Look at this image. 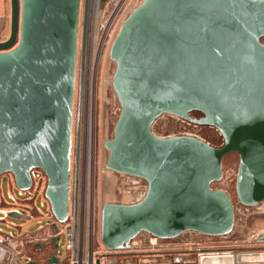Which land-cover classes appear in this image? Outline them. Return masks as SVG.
<instances>
[{
  "label": "water",
  "instance_id": "1",
  "mask_svg": "<svg viewBox=\"0 0 264 264\" xmlns=\"http://www.w3.org/2000/svg\"><path fill=\"white\" fill-rule=\"evenodd\" d=\"M90 15L91 0H10L9 35L0 41V175L7 174L22 195L36 182L32 172L44 180L42 195L53 220L47 264L59 263L57 229L69 219L72 256L79 257ZM263 36L264 0H141L125 17L109 48L120 110L103 142L104 167L143 178L147 192L136 203L102 205L104 248L130 250L142 231L159 239L187 231L230 233L232 199L212 186L223 176L228 153L238 156L237 201L247 207L264 201ZM165 113L214 127L221 145L186 134L156 135L152 124ZM8 215L28 218L14 210ZM257 241L264 243V232Z\"/></svg>",
  "mask_w": 264,
  "mask_h": 264
},
{
  "label": "rangeland",
  "instance_id": "2",
  "mask_svg": "<svg viewBox=\"0 0 264 264\" xmlns=\"http://www.w3.org/2000/svg\"><path fill=\"white\" fill-rule=\"evenodd\" d=\"M141 0H92L91 15L89 19L86 42L88 50L86 51V62L84 70V93L81 112L80 134L83 140L84 155L82 161V171L80 172L79 183L82 185V255L85 257L89 251H100L105 249L99 239L100 231V211L103 204L107 202L125 203V196L122 192L123 180L119 173L106 169L104 163L108 154L103 142L111 138L113 127L119 114V103L113 91L111 79L114 70V62L109 58V48L115 37L120 24L137 6ZM120 3V4H119ZM119 4V5H118ZM116 8V10H114ZM82 11L80 13V19ZM110 20V21H109ZM110 22V23H109ZM264 43V36L261 38ZM85 58V57H84ZM79 77V55L76 76V95L74 112V134L76 123L77 108V90ZM193 112H191L192 114ZM195 116L198 117L199 113ZM152 130L158 135H178L185 132L192 133L213 146H220L222 138L219 132L210 125H200L193 122H187L182 118L164 114L160 116L153 124ZM74 148V146H73ZM74 150V149H73ZM73 160V153H72ZM73 163V161H72ZM238 164L236 153H228L222 160V178L212 184L215 188L225 189L231 197L234 204V227L226 235L204 236L201 233L187 231L174 239L162 240L163 243L170 245H181L186 248L216 249L211 253L213 256L223 255L222 248H233L232 258L236 259L235 250L243 254V247H254L264 245L258 242L257 238L264 232V201L255 206L244 208L237 202L234 183ZM1 193L8 205L15 203V200L9 198V193L13 192L16 199H25L27 196H33V192L38 194L34 199V204L40 209V215L34 216L31 221L26 223V219L11 217L0 212L6 222L12 226L25 224L22 233H18L12 240L13 247L18 249L21 254L38 260L40 263L45 261V257L52 254L53 246L51 243L52 216L49 213V207L45 202L42 191L44 180L36 182L33 188L21 196L18 190L10 187V179L7 174H1ZM81 188V186H80ZM42 203V205H41ZM4 208V205H2ZM13 211V210H12ZM19 213L25 215L27 211L19 207ZM40 219V220H37ZM37 221H40L37 222ZM50 222V223H49ZM38 226V228H37ZM29 231V232H28ZM150 234L140 232L134 242L141 244ZM161 241V242H162ZM36 244H44L43 252L36 256L34 247ZM179 245V246H180ZM38 247V246H36ZM130 251V250H129ZM119 252H121L119 254ZM202 255H206V251ZM254 253V252H251ZM64 260L62 264H69L66 254L60 253ZM59 255V257H60ZM65 255V257H64ZM132 255H126L122 251L107 254L106 264H129L134 262ZM235 264V263H234Z\"/></svg>",
  "mask_w": 264,
  "mask_h": 264
},
{
  "label": "crops",
  "instance_id": "3",
  "mask_svg": "<svg viewBox=\"0 0 264 264\" xmlns=\"http://www.w3.org/2000/svg\"><path fill=\"white\" fill-rule=\"evenodd\" d=\"M9 30H10V0H0V41L5 40L8 35H9ZM10 179V178H9ZM10 181V187L12 188V183L11 179ZM0 183H1V177H0ZM81 194H82V185H81ZM11 195L15 194L13 192L9 193V198H11ZM38 194H35L33 192V196H27V198L21 200L16 199L15 203L12 205H8L6 201L4 200V197L1 193V188H0V210L4 211L5 214L9 211H12V209L17 208V212L19 211V207H24L27 213L25 216H28L26 218V223L31 221V219L34 218V216H39L40 215V209L34 204V199L37 198ZM4 205V208L2 207ZM42 205V203H41ZM36 214V215H33ZM39 214V215H38ZM2 216V221L1 223L6 229H10V227L17 233H22V230L26 229L24 226L26 223L20 226H12L9 222H6L4 219L3 215ZM24 219V218H23ZM40 220V219H37ZM40 223V221H37ZM50 223V222H49ZM51 226V224H50ZM38 228V226H37ZM52 230V228H50ZM29 232V231H28ZM44 244H36L34 247V251L36 256H40V254L43 252V248L46 246H43ZM38 246V247H36ZM153 251V252H152ZM133 252V253H132ZM136 251L132 250H127V251H122L124 254H134ZM121 252H119L120 254ZM53 254V250H52ZM50 254L49 256L45 257V261L40 263L38 260L34 258H30L29 256H25L22 254V258L26 260L29 264H47V260L52 256ZM137 255L138 252L136 253ZM134 254V255H136ZM143 255H147L145 260L139 262L138 264H264V251L263 252H254V253H243L240 255V262H237V259H233L231 256H226V255H220L218 256H213L212 254H208V256L202 255L199 251H163V252H157L155 250H151L149 253H145ZM207 255V254H206ZM59 264L64 260L63 257H59ZM184 256V257H183ZM133 258V257H131ZM137 260L139 261L140 256H136ZM134 258V259H136ZM185 258V259H183ZM34 263H30V262ZM135 262V263H134ZM129 262V264H136L137 262ZM52 264H58V263H52ZM62 264V263H61Z\"/></svg>",
  "mask_w": 264,
  "mask_h": 264
},
{
  "label": "built area",
  "instance_id": "4",
  "mask_svg": "<svg viewBox=\"0 0 264 264\" xmlns=\"http://www.w3.org/2000/svg\"><path fill=\"white\" fill-rule=\"evenodd\" d=\"M114 10H116V8ZM87 43L88 42H86V51L88 50ZM86 51H85V59H84V70H85V66L87 68V65H85V62L87 59ZM165 114H167V113H165ZM162 115H164V114H161L160 116H162ZM159 117H157L155 119V121ZM154 122H153V124H154ZM187 122H191V121L187 120ZM193 123H195V122H193ZM153 124H152V126H153ZM184 134L196 136V135L189 133V132H185ZM156 135H158V134H156ZM32 173L36 179L40 177L39 173H37L35 171ZM119 174L123 180L122 192H123L125 199H126V201H124L125 204H132V203H136V202L140 201L145 196V194L147 192L146 180H144L141 177L134 176V175L124 174V173H119ZM223 190L226 191L225 189H223ZM18 194L22 196L21 192H18ZM11 199L16 201V196L11 195ZM238 204L244 208H247V206H243L239 202H238ZM12 210L17 211V208H14ZM0 212L5 214V212L2 210H0ZM1 221H2V216H0V263L1 264H29L28 262H26V260H24L22 258V254L20 253V251L13 247V244H12L13 240L12 239L18 234V232L16 233L11 227H10V229H6L3 226V224L1 223ZM72 226H73V224H72L71 219H69L68 221L58 225L57 234L59 235V248H58L57 255H60L61 252L66 254V257H68V260H69V264H106L105 259L107 257V254L108 253L110 254V252H111V251L107 250L106 248L103 250H100V251L90 250L89 254L86 255L85 257H83V255H82V240H81V237L83 234L82 224H81V228L79 229V235H78V254H79V257L76 259L73 258V256H72L73 227ZM203 235L204 236H216V235H206V234H203ZM52 236H53V233H52ZM134 239L131 243L132 248L146 247L148 249H154L157 245H159L161 243V240H165V239H159V238H156V237L150 235L148 238H146V240L142 241L141 244H137L136 241L134 242ZM60 257H61V255H60ZM64 257H65V255H64Z\"/></svg>",
  "mask_w": 264,
  "mask_h": 264
},
{
  "label": "flooded vegetation",
  "instance_id": "5",
  "mask_svg": "<svg viewBox=\"0 0 264 264\" xmlns=\"http://www.w3.org/2000/svg\"><path fill=\"white\" fill-rule=\"evenodd\" d=\"M91 6H92V0H91ZM196 114H197V112H196ZM193 117H196L195 116V112H193L192 114H191ZM81 139H82V137H81ZM74 150H73V164H74V156H75V146H74V148H73ZM79 151H80V163H79V165H80V168H79V178H80V172L82 171V161H83V155H84V147H83V140H82V143H81V141H80V148H79ZM81 186V185H80ZM81 189V188H80ZM80 192H81V190H80ZM72 220V219H71ZM183 234V233H182ZM181 235V234H180ZM179 235V236H180ZM178 237V236H177ZM176 238V237H175ZM171 239H174V238H171ZM162 241V240H161ZM180 245V244H179ZM179 245H177V246H173V245H170L169 243H163V241L159 244V245H157L154 249H148V248H146V247H137V248H132V249H130V250H132V251H136L134 254H136L137 252H138V254H140V255H134V254H132V257L133 258H136V256H140V260L138 261L137 260V258L135 259V260H133V261H136L137 263L136 264H138L139 262H141V261H143V260H145V258L144 257H146L147 255H143V254H145V253H149V252H151V250H155V251H157V252H163V251H178V252H181V251H199L200 253H203V252H201V251H206V250H208L209 252H206V254H211V253H214L213 252V250H216V249H214L213 248V250L212 249H206V250H203V249H201V248H193V249H190V248H184V247H182L181 245L179 246ZM243 248H247V249H245L243 252H246V253H249V252H263L264 251V248H261L260 246L259 247H257L256 249H249V248H251V247H243ZM233 248H228V247H225V248H222V250H223V252H224V254L223 255H226V256H233V253H234V251L232 250ZM153 252V251H152ZM235 252H237L236 254H235V257H236V255L237 254H240V253H238V251L237 250H235ZM133 253V252H132ZM132 263V262H131ZM135 263V262H134ZM143 264V263H142Z\"/></svg>",
  "mask_w": 264,
  "mask_h": 264
},
{
  "label": "bare ground",
  "instance_id": "6",
  "mask_svg": "<svg viewBox=\"0 0 264 264\" xmlns=\"http://www.w3.org/2000/svg\"><path fill=\"white\" fill-rule=\"evenodd\" d=\"M110 21V20H109ZM110 23V22H109ZM87 45H89L88 43H87ZM184 257V256H183ZM183 259H185V258H183Z\"/></svg>",
  "mask_w": 264,
  "mask_h": 264
},
{
  "label": "trees",
  "instance_id": "7",
  "mask_svg": "<svg viewBox=\"0 0 264 264\" xmlns=\"http://www.w3.org/2000/svg\"><path fill=\"white\" fill-rule=\"evenodd\" d=\"M257 247H259V246H257ZM257 247H254V248H257ZM244 249H247V248H244Z\"/></svg>",
  "mask_w": 264,
  "mask_h": 264
}]
</instances>
